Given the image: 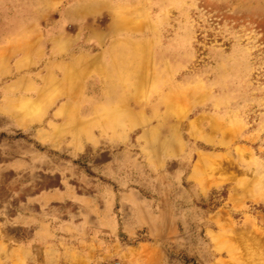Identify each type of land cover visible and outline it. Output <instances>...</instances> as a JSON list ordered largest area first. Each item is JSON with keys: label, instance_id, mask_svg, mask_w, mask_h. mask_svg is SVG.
<instances>
[{"label": "rangeland", "instance_id": "1", "mask_svg": "<svg viewBox=\"0 0 264 264\" xmlns=\"http://www.w3.org/2000/svg\"><path fill=\"white\" fill-rule=\"evenodd\" d=\"M0 264H264V0H0Z\"/></svg>", "mask_w": 264, "mask_h": 264}]
</instances>
